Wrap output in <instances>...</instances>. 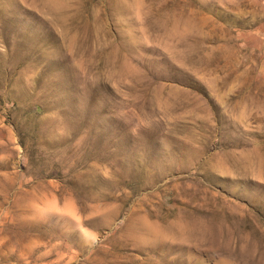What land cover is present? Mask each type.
<instances>
[{"label": "rangeland", "instance_id": "374dc122", "mask_svg": "<svg viewBox=\"0 0 264 264\" xmlns=\"http://www.w3.org/2000/svg\"><path fill=\"white\" fill-rule=\"evenodd\" d=\"M0 264H264V0H0Z\"/></svg>", "mask_w": 264, "mask_h": 264}]
</instances>
